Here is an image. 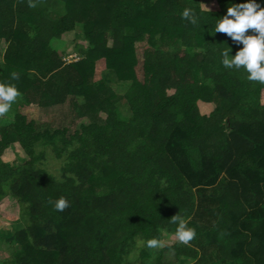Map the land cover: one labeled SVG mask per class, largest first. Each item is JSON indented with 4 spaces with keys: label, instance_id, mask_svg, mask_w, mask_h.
<instances>
[{
    "label": "trees",
    "instance_id": "16d2710c",
    "mask_svg": "<svg viewBox=\"0 0 264 264\" xmlns=\"http://www.w3.org/2000/svg\"><path fill=\"white\" fill-rule=\"evenodd\" d=\"M238 2L0 0V83L20 93L0 117V264H171L144 241L175 239L176 213L196 233L172 243L178 264H264V84L225 68L221 51L240 45L212 32ZM68 32L71 59L57 46ZM32 105L69 118L54 126ZM11 143L25 155L12 166Z\"/></svg>",
    "mask_w": 264,
    "mask_h": 264
},
{
    "label": "clouds",
    "instance_id": "9594fccd",
    "mask_svg": "<svg viewBox=\"0 0 264 264\" xmlns=\"http://www.w3.org/2000/svg\"><path fill=\"white\" fill-rule=\"evenodd\" d=\"M29 6L35 5L30 2ZM203 10L208 11L204 4ZM180 17L194 26L201 27L196 11L190 7L183 8ZM212 32L224 33L233 44L240 45L234 55H230L231 49L228 46L223 49L220 53L221 64L229 69L243 68L247 73V80L264 84V6L260 0L229 3L224 14L215 21ZM10 76L13 80L18 79L16 72L10 73ZM19 95L14 84L0 83V117L9 112ZM53 207L62 212L68 207V201L61 196L55 200ZM171 223L175 225L174 236L178 243L188 244L196 235L188 219L179 213L171 216ZM144 245L148 248H159L162 242L157 237H151L144 241Z\"/></svg>",
    "mask_w": 264,
    "mask_h": 264
},
{
    "label": "rangeland",
    "instance_id": "374dc122",
    "mask_svg": "<svg viewBox=\"0 0 264 264\" xmlns=\"http://www.w3.org/2000/svg\"><path fill=\"white\" fill-rule=\"evenodd\" d=\"M214 0H201V2L208 7L210 4L213 3ZM201 3V4H202ZM202 4V6H203ZM79 40V37L75 35L74 32H68V33H64L61 37V39L59 41H57V46L59 48V50H63L66 53V59H71L73 58L74 54L76 53L75 50V43L76 41ZM110 44V40L107 39L105 45H109ZM3 45H0V65L2 66L3 63L2 62V55H1V50H2ZM72 54V55H71ZM99 62V61H98ZM97 62V66L99 68L103 67L104 65L102 64V62ZM101 70V69H99ZM98 70V73H99ZM98 73L96 75V78L98 79ZM110 79V77H109ZM109 86L111 87V89L113 91H115L116 94H121L122 93V88L119 86H114V84L111 82L109 84ZM119 105H120V112L122 113V115H126L128 114V112L126 111V106L123 103V101H121V99L119 100ZM33 111L36 112V117L38 120L40 121H44V120H48L50 123H52L54 126H58L61 123H66L67 119L69 118V116H67V114L65 115L66 111V107L65 106H55L52 109L50 108H38L37 105H32ZM98 116L100 118L104 117V114L102 112L98 113ZM4 160L7 161V163L12 166L15 165L16 163L21 162L24 158L25 155L23 153V151L16 145V143H11L10 147H8V150L5 152V154L3 155ZM52 161V160H51ZM53 162L49 164V168H51L53 170ZM17 212V207L14 203H9L8 206L5 208L4 210V214L7 216V218L11 217L13 214H15ZM7 220V219H6ZM4 222V223H3ZM11 222L12 221H0V224H4L5 225V229L6 226L11 227ZM7 233V230L5 231ZM160 240L162 242V246L159 248H166L165 246H167V249L164 250L163 255H162V262H166L169 261L171 264H178L176 259L174 258L173 255V251L171 250V245L174 242V237L172 235H166V234H162L160 237ZM199 252L197 254V256L199 255H209V251L210 248H208V246L205 245V248L201 247L198 248ZM11 248L10 245H8L2 238L0 239V256H8L10 254ZM151 261L153 260V258H150ZM193 260V259H192ZM182 261V260H181ZM191 261H182V263L180 262V264H190ZM201 263V259H197L195 261H193L191 264H200ZM221 264V263H219Z\"/></svg>",
    "mask_w": 264,
    "mask_h": 264
}]
</instances>
